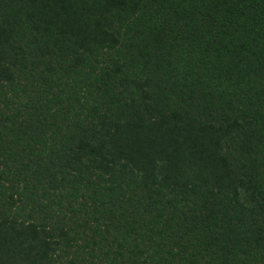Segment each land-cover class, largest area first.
<instances>
[{
    "label": "trees",
    "instance_id": "obj_1",
    "mask_svg": "<svg viewBox=\"0 0 264 264\" xmlns=\"http://www.w3.org/2000/svg\"><path fill=\"white\" fill-rule=\"evenodd\" d=\"M0 264H264V0H0Z\"/></svg>",
    "mask_w": 264,
    "mask_h": 264
}]
</instances>
